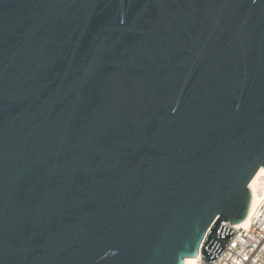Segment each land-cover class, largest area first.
Returning <instances> with one entry per match:
<instances>
[{"label":"water","instance_id":"95a60500","mask_svg":"<svg viewBox=\"0 0 264 264\" xmlns=\"http://www.w3.org/2000/svg\"><path fill=\"white\" fill-rule=\"evenodd\" d=\"M261 167L264 0H0V264L212 262Z\"/></svg>","mask_w":264,"mask_h":264},{"label":"built area","instance_id":"2783aa9c","mask_svg":"<svg viewBox=\"0 0 264 264\" xmlns=\"http://www.w3.org/2000/svg\"><path fill=\"white\" fill-rule=\"evenodd\" d=\"M223 225L236 230L229 243L212 262L203 259L200 249L197 264H264V199L253 213L248 227H237L229 222H223Z\"/></svg>","mask_w":264,"mask_h":264},{"label":"bare ground","instance_id":"6f19581e","mask_svg":"<svg viewBox=\"0 0 264 264\" xmlns=\"http://www.w3.org/2000/svg\"><path fill=\"white\" fill-rule=\"evenodd\" d=\"M250 187L253 193V201L249 215L245 220L235 224L237 227H248L251 223V218L256 208L264 199V167H261L250 182ZM199 256L187 257L186 264H197Z\"/></svg>","mask_w":264,"mask_h":264}]
</instances>
